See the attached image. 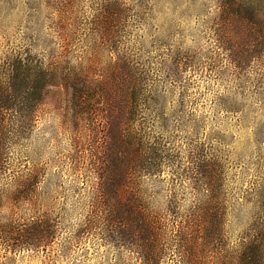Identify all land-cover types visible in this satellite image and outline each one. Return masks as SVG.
<instances>
[{"label": "rangeland", "instance_id": "374dc122", "mask_svg": "<svg viewBox=\"0 0 264 264\" xmlns=\"http://www.w3.org/2000/svg\"><path fill=\"white\" fill-rule=\"evenodd\" d=\"M0 264H264V0H0Z\"/></svg>", "mask_w": 264, "mask_h": 264}]
</instances>
